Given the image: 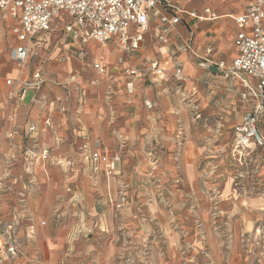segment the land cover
<instances>
[{
  "label": "rangeland",
  "instance_id": "374dc122",
  "mask_svg": "<svg viewBox=\"0 0 264 264\" xmlns=\"http://www.w3.org/2000/svg\"><path fill=\"white\" fill-rule=\"evenodd\" d=\"M202 3L204 0L198 4ZM235 3L214 0L215 7L230 10ZM6 40L0 35L1 82L14 72ZM230 41L225 39L227 58H232ZM37 64L33 61L31 69ZM49 79V84L57 86L54 75ZM33 95V91L27 94L26 106ZM43 100L42 104L49 105ZM235 103L239 105L237 99ZM203 108V121H196L192 114L188 124L168 122V112L173 111L168 106L163 108L164 121L157 126L143 115L138 118L140 114H126L128 117L108 127L90 125V132L122 153L126 165L124 180L112 191V199L96 191L89 171V177L81 172L72 181L64 172L56 173L32 208L14 201L4 205L18 218L1 220L0 232L14 226L23 247L27 237L20 232L26 233L32 223L29 214H41L43 232L38 241L46 247L45 261H50V249H57V264H241L238 244L242 243V217H246L242 215L250 213L243 207L253 197L245 178H239L240 187L235 184L237 176H246L245 171L232 167V129L241 119V111L234 112L222 99L210 101L208 96ZM59 160L66 162L64 157ZM120 173L121 163H117L115 174ZM34 258H38L36 250L33 254L22 251L18 257L4 247L0 250V264H38Z\"/></svg>",
  "mask_w": 264,
  "mask_h": 264
},
{
  "label": "crops",
  "instance_id": "0c3cea01",
  "mask_svg": "<svg viewBox=\"0 0 264 264\" xmlns=\"http://www.w3.org/2000/svg\"><path fill=\"white\" fill-rule=\"evenodd\" d=\"M172 1L180 4L185 11L189 13L195 11L202 16H204V11L208 9L217 19L200 21L183 16V23L175 28L166 45H160L157 42L159 31L155 23L152 22L149 31L144 35L141 49L126 55L122 65H118L120 55L117 53L114 43L103 47L92 41L85 48L88 52L87 59L80 60L77 56L80 47L72 45L69 39H65L62 31L52 34L44 47L37 48L27 68L23 71L18 70L11 61L9 53L8 60L14 72L9 74L10 76L6 81H16L19 78L32 79L38 71H42L49 78L54 75L59 81H65L70 77L76 78L75 82L67 88L47 83L40 92H34L29 106L25 105L26 99L21 105H17L16 102L10 103L8 95L11 91L17 90V87H8L6 81L1 82L0 80V178L4 174L6 161H10L14 165L12 169L14 175L21 174L22 150L31 145L24 136V131L29 125H38L42 130L38 137V145L49 149L51 152L50 161L37 163L35 174L40 192L37 195L32 194L29 196V207L32 208L34 203L38 202L37 200L42 196L45 187L51 184L54 174L64 172L66 179H70V181L76 179V176L82 173L85 174L86 178L89 177L87 174L89 164L83 152L85 145H89L92 150L93 143L100 141L104 147L116 152L112 150L111 145L102 140L101 136L90 132L88 127L92 124L98 127H108L110 123L119 122L120 119L128 117L126 114H140V116H137L138 118L142 119L145 116L147 122L157 126L164 121L162 117L165 110L163 108L169 106L173 111L171 113L167 111L170 115L168 122L174 123L175 121L179 124H188L190 121L192 122L188 117L194 114L196 106L198 113L201 115V118L196 121L201 122L204 119L203 99L206 96L210 101L219 102L222 99L229 105V109H233L235 112L239 108L241 111V119L232 129L231 152L234 141V128L242 122L247 110V106L240 97V93L244 91L242 82L240 79L234 81L224 79L222 73L215 67H209L205 60L209 57L215 64L220 62L229 64L236 58L238 52L235 46V38L239 29L234 18L245 13L250 0H233L236 2L233 10L215 7L214 0H204L202 4H198L202 0ZM60 22L62 21L60 20ZM15 25L13 21L0 22V35L6 37V44L9 45L10 51L18 45L17 38L13 34ZM226 27L230 29L229 33H226ZM60 35H63L64 38L58 39ZM54 37H57V39H54ZM225 39L231 40L229 45L232 47V58H227L224 54L226 47H228V45L225 47ZM185 42L193 46L192 51L187 53L176 52V58L173 60L171 52ZM208 49H212L210 55H207ZM99 57L105 58L109 68L108 73L103 76L98 75L91 65ZM33 61H37L38 64L31 69L30 66ZM152 61H159L160 65L167 69V79L160 80L154 75H149L146 79L137 81L133 93L130 94L127 89V82L130 79L123 73L124 70L142 68L148 66ZM178 66H181L183 71V79L180 81H177L173 75ZM3 74L4 71L0 70V76ZM94 81H96V84L92 83ZM43 99L49 102V105H47L49 107L46 106V103L42 104ZM236 99L239 101V105L235 103ZM62 101H64L63 104ZM146 102H151L153 108L148 109ZM51 103H55V105ZM60 105L66 106L65 113H60L58 110ZM56 110L58 112H55ZM181 113H185L184 117ZM10 116H14L13 123L9 122ZM46 119L52 120V129L44 130ZM183 128L185 131V127ZM14 129L20 131V134L15 138L14 143H11L7 138V133ZM262 154L264 157V150ZM60 157L66 159V162H63L64 166L59 163ZM231 159L232 163L234 162L232 167L234 165L236 169L237 166L232 155ZM63 163L61 164L63 165ZM125 167L123 160L121 173L119 175L115 174V178L108 179L104 175H100L96 191L101 190L102 194L107 196V200H111L112 191L124 180ZM241 171H244V169H241ZM260 175L264 181V164ZM244 178L249 184V176H244ZM86 184L88 187L91 186L87 181ZM72 190L73 188H68L69 193H73ZM38 195L40 197L35 200ZM250 196H253L249 199L250 202H244L243 208L250 213L245 212L247 214L242 215L246 217H242L243 227L240 234L242 243L241 245L238 244V251L241 253V264H264V258L258 260L257 257L256 260L251 242L253 241L252 232L257 213L264 209V198L252 194ZM234 197H236L235 192ZM8 201L18 203V195L9 193L0 201V221L6 220L8 217L15 220L18 218L16 212L11 213L10 211L8 213L6 211L4 205ZM31 215L33 221L28 225L26 233L25 231L20 232V235L24 238L27 237L22 251L33 254L36 250L38 258H34V261L38 264H57V255L55 254L57 249H50V261H45L46 247L38 241V238L41 240V232H43L40 225L42 215L39 213H31ZM100 221L103 225V216L100 217ZM101 231H106V229L101 228ZM44 234L45 232L42 235ZM244 237H250L251 241H245ZM3 242H6V240L0 232V250L6 247ZM52 246L54 247V245Z\"/></svg>",
  "mask_w": 264,
  "mask_h": 264
},
{
  "label": "built area",
  "instance_id": "2783aa9c",
  "mask_svg": "<svg viewBox=\"0 0 264 264\" xmlns=\"http://www.w3.org/2000/svg\"><path fill=\"white\" fill-rule=\"evenodd\" d=\"M183 16L200 21L217 19L208 9L204 11V16L195 11L189 13L172 0H0V22L13 21L16 24L13 34L18 45L10 51V59L19 71L25 70L37 48L44 47L52 34L59 31L63 32L65 39H69L72 45L80 47L77 54L80 60L87 59L88 52L85 48L90 42L94 41L103 47L114 43L120 55L118 65H122L126 55L141 49L144 35L149 31L152 22L159 31L157 42L166 45L175 28L183 23ZM234 21L239 29L235 38L238 52L236 58L229 64H215L209 57L205 62L221 72L224 79H240L242 82L244 91L240 93V97L247 110L242 122L234 128L231 155L237 169L246 170V176H249L252 188L248 193L264 198V181L260 175L264 164V0H250L245 13L235 17ZM192 49L193 46L185 42L171 52L173 60L176 52L187 53ZM211 53L212 49H208L207 55ZM91 65L98 75L108 73L109 68L104 57H99ZM167 72L159 61H152L148 66L126 69L123 73L130 79L127 89L131 94L137 81L146 79L149 75L165 80ZM173 75L177 81L183 79L181 66L175 69ZM75 80V77H70L55 84L67 88ZM49 82V77L42 71L35 73L32 79L8 80V87H17V90L9 93L8 100L21 105L29 92L38 93ZM92 83L96 84V81ZM146 106L148 109L153 108L151 102H146ZM58 110L65 113L66 107L60 105ZM194 117L196 120L201 118L196 106ZM9 122H14V116L9 117ZM52 128V120L46 119L44 130ZM40 131L42 130L37 124L29 125L24 131V136L31 145L22 150L21 174L14 175V165L6 161L4 174L0 178V201L5 195L16 193L18 202L26 205L29 196L38 192L39 183L35 174L37 163L51 159L50 150L38 145ZM19 134L20 131L14 129L7 133V138L14 143ZM83 152L94 184L97 185L100 175L108 179L115 178L116 165L123 161L122 153L111 151L100 141L93 143L92 150L89 145H85ZM239 178L244 177H236L237 187L241 186ZM29 216L32 217L31 214ZM1 235L5 237L7 252L18 257L22 246L14 226L3 230ZM244 240L251 241V238L244 237ZM252 240L254 256L256 260L257 257L261 260L264 258V209L257 213Z\"/></svg>",
  "mask_w": 264,
  "mask_h": 264
}]
</instances>
